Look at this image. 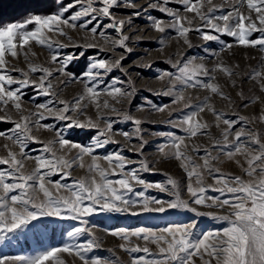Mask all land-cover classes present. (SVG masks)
Returning a JSON list of instances; mask_svg holds the SVG:
<instances>
[{"label":"rangeland","instance_id":"374dc122","mask_svg":"<svg viewBox=\"0 0 264 264\" xmlns=\"http://www.w3.org/2000/svg\"><path fill=\"white\" fill-rule=\"evenodd\" d=\"M57 4L67 5L74 3V0H55ZM195 2V0H193ZM23 5L31 8H41L52 4L51 0H21ZM88 0H81V4H76L65 14L64 18H70L76 12L81 10V6L86 7ZM129 4L134 7L128 6ZM158 5V7H152ZM204 7L201 9L204 13L208 9L216 6V11L210 13L213 17H219L232 11L233 6H237L240 12L248 15V9L245 4L240 3V0H203ZM92 7L100 9L103 7L102 0H93ZM160 7L177 13L179 16L187 17V20L193 21L192 27L200 26L204 23L194 13L186 12L185 6L181 0H119V6H114L110 9L111 17L116 20H124L126 23L122 31L107 27L112 23L111 17H105L99 12L88 16H81L74 23L77 27L69 25H60L63 32L67 35H61L56 31L48 32L47 36L52 41H58L65 45L63 48L54 46L49 49L46 45L42 46L35 41L30 42L24 49L17 48L18 56L13 57L10 53L5 54L6 68L12 75L13 79L21 80L24 77L20 71L28 73V78L31 81L39 82L41 72L32 73L29 71V63L47 67L53 70V76L49 81L53 85L49 95H44L38 88L33 85L23 88V95L20 103L21 110L13 107L12 103L4 107L0 105V116L10 117L0 121V131L6 134L14 128V122L19 121L21 116H28L35 120L36 117L31 116L33 112H43L46 119L41 120L39 125L31 126L32 135L36 140L29 141L25 152L28 159H23L24 167L22 172L30 173L36 166V162L31 157L45 155L50 157V153H44V145L50 141L57 139V133H61L64 138L81 144L85 147L93 143V137L98 134V129H106L107 123H112L111 132H106L110 143H107L102 148H95L92 155L98 157V164L103 169L111 171L116 169V175H110L109 179H120V170L115 164L109 165L102 158L109 154L119 153L127 161L124 173L127 174L132 170H136L140 179L145 183L138 184L135 180L130 183L133 187V192L126 193L127 198L133 200H142V197H137L136 192H144L146 197H154L158 200L167 202L175 199L174 192L179 191L182 199L189 201L190 206L196 207L201 213H213L215 217L229 215L231 209L228 206H207L195 205L191 203L190 193L187 191L188 177L182 167V160L176 159L171 155H165L171 150L172 139L164 135L172 133L174 136L184 138L187 145L183 151L190 156L197 165H202L203 160L211 157L218 159L211 160V164L220 169L222 173H231L232 175L242 176L245 180L250 179L246 176L241 166L247 167L245 156L237 154L233 159L229 160L226 156L229 147L225 146L222 136V130L226 127L222 121L220 126H216V116L212 111L205 107L204 111L198 112L195 119L201 122H207L209 128L204 134H198L191 137L183 130L181 121L189 112L196 111L195 105L204 102L207 97L208 105H211L217 112L223 113V119L236 120L229 133V141H232L236 132L256 133L259 132L262 142H264V121L259 117L264 115V91L260 88L261 81L252 78L253 70L264 71V49L259 45L255 47L240 46L235 43L233 37L227 36L224 33H215L212 29H203L212 32L214 35H219V41H205L200 33L190 31L187 34V39L191 42V47L184 42V37L179 36L175 29L167 27L173 22V18L167 12L159 10ZM44 12L53 11L47 7ZM50 10V11H49ZM135 12H140V15H134ZM5 12L2 11L1 15ZM255 19V14H251ZM95 16V19H93ZM28 16L15 23H24ZM163 21L165 31L160 32L153 26V19ZM131 21L128 23L127 21ZM91 21V23H88ZM214 23L223 25V21L214 19ZM188 27L187 21H184ZM86 24V28L79 25ZM35 25H26L25 30H33ZM97 28L95 35L90 31L91 28ZM103 33V35H101ZM121 36H128L126 41L127 51L124 47L118 46V41ZM264 36V33L253 32L250 39H259ZM70 38V39H69ZM232 44L233 46L225 48L224 44ZM93 44L94 47H80L75 45ZM223 49V50H222ZM83 52L84 56L72 61L64 73L57 72L60 67L59 63L53 62L51 56L58 54V60L65 54ZM24 53H27V58ZM123 57L119 67H112L111 71L104 69H93L96 76L95 81H89L82 75L88 70L89 64L93 60L103 59L109 65H114L115 61ZM180 61H193L195 64H203L207 69L211 70L217 63H222L233 69L231 77L224 74L222 71H215L211 74L215 76L214 83L220 86V90L230 99L221 97L219 94H213L203 87H191L177 85L173 90V95H164L173 83L167 76L160 78L162 73H176V65ZM67 73H75L76 78H70ZM207 81L206 77H199ZM63 81V83H61ZM115 81V86L121 88L126 95L113 98L107 95L105 89L109 88ZM234 82V83H233ZM97 85L99 91L100 108L96 107L89 98L86 97L81 102L82 112L73 111L68 113L72 118L86 120L91 117L97 123L98 129H79L66 128L69 121L59 120L56 114L60 112L63 105L59 101L72 102L73 99L85 92V84L92 86ZM12 88L18 85H12ZM176 92L182 93L184 99L173 102ZM242 93V95H241ZM258 97L259 99H255ZM51 101V103H48ZM108 101L109 107H103V102ZM48 104L51 111L40 109L37 105ZM190 104L193 107L186 108L185 105ZM164 107V111H157L153 107ZM246 105V106H245ZM130 115L135 119L140 120L137 126L134 120H125L124 116ZM240 117H245L246 120H240ZM43 125H52L51 128H45ZM139 129V131H137ZM128 133L124 136L122 133ZM104 137H101L103 139ZM247 144L248 137H242ZM214 141H220L219 146H214ZM146 142V143H145ZM7 145V148L4 146ZM143 145V146H142ZM57 156H65L71 159L77 154V149H60L58 143L51 145ZM164 147L162 153L159 149ZM199 148L200 151H193L194 148ZM258 146L251 145L247 148L249 152H255ZM17 153L18 158L20 147L13 140H8L0 137V157H7L8 150ZM222 149V151H221ZM145 161L149 165V170L145 171L141 168V162ZM239 161V163H237ZM91 162V156L83 157L84 167L73 165L70 171V176L62 177L60 172L49 177L52 181L60 180L61 183H72L73 180L88 178L95 175L97 181L100 177L98 172L90 173L88 164ZM8 165H0V170L6 169ZM202 173L203 185L207 187L205 195L208 197L220 196L221 200L227 198L229 194L221 195L220 192L213 189L219 187L215 183L214 175L210 174L205 168H200ZM171 178L176 182L177 187L173 188L168 184V179ZM195 177L192 182L195 185ZM12 182V181H8ZM47 184V180L45 181ZM147 184H152L153 187L146 188ZM157 184H162L167 188V191H160L155 187ZM51 187V185H49ZM64 192V190H61ZM16 194V193H11ZM37 200L42 198L39 191L36 192ZM155 206V205H151ZM138 207V206H137ZM135 210V209H133ZM83 219L87 220V225H82L81 221L60 220L53 217H44L40 221L33 222L36 227L33 229L24 230L16 233L15 238H10L11 243L0 242V256H18V255H35L52 247H62L64 244H80L89 239H95L99 247L94 248L86 254L88 259L99 257L102 260H107L111 264H130L133 256H145L146 259H159L158 245L152 242H146L143 239L136 237L131 238V245H139L141 248L147 246L151 254L143 252L130 253L120 247L121 244H129L128 241L121 240L117 236L111 235V231L118 228L135 229L139 227L151 228L153 230L162 229L170 225H190L195 224L193 232L196 236L207 231H215L228 227V221L214 218L209 215H196L193 212L185 209H168L163 213L144 212L137 215L129 213H105L95 212ZM73 226L87 227L88 231L78 237H68L67 231H70ZM64 264H82L77 256L69 253H59ZM197 264H201L199 258H195Z\"/></svg>","mask_w":264,"mask_h":264},{"label":"snow or ice","instance_id":"6c2138e0","mask_svg":"<svg viewBox=\"0 0 264 264\" xmlns=\"http://www.w3.org/2000/svg\"><path fill=\"white\" fill-rule=\"evenodd\" d=\"M93 0H88L86 7L81 6V10L76 12L70 18H64L69 9L73 8L76 4H81V0H74V3L57 4L55 0L48 7L53 11L48 13L35 12L29 13L24 23H8L7 25H0V105L6 107L9 102L17 110L22 109L20 103L23 88L33 85L40 90L44 95L50 94V89L53 85L49 78L53 76V70L37 66L29 63V71L32 73L41 72L39 82L31 81L28 78V73L20 71L24 79L15 80L6 68L5 54L10 53L13 57L18 56L17 48L24 49L30 42L35 41L39 45L47 46L49 49L54 46L58 48L65 47L64 44L58 41H52L48 36V32L56 31L61 35H67L63 32L60 25H69L77 27L74 23L78 21L81 16H88L99 12L105 17H111L110 9L114 6H119V0H102L103 7L96 9L92 7ZM185 6L186 12L194 13L204 23L200 26L192 27L193 21L187 20V17H181L177 13L160 7L159 10L167 12L173 18V22L167 27L175 29L179 36L184 37V42L191 47V42L187 39V34L190 31L200 33L205 41H219V35H214L210 31L203 29H212L215 33H224L227 36L233 37L235 43L240 46L255 47L259 45L264 49V36L259 39H250L253 32L264 33V0H240V3L245 4L249 14L245 15L239 11L237 6H233L232 11L219 17H213L210 13L216 11V6L208 9L207 13L201 11L204 7L203 0H181ZM211 3V0H208ZM128 6L134 7L129 4ZM158 7V5H152ZM255 14V19L252 17ZM134 15L139 16L140 12H135ZM112 18V23L107 27L122 31L126 21L116 20ZM95 19V16H93ZM150 19H153L150 17ZM214 19L223 21V25L214 23ZM184 21H187L188 27L185 26ZM130 23L131 21H127ZM88 23H91L89 21ZM26 25H35L33 30H25ZM153 26L160 32L165 31L163 21L153 19ZM79 27L86 28V24L79 25ZM93 35L96 34L97 28L90 29ZM103 35V33H101ZM70 39V38H69ZM128 36H121V38L114 42L120 47H124L127 51L126 41ZM224 44L223 41H220ZM80 47H94L93 44L88 45H75ZM232 44H224L225 48H231ZM223 50V49H222ZM27 58V53H24ZM83 52L65 54L58 60V54H53L51 60L59 63L60 67L56 69L57 72L64 73L67 66L78 56H84ZM123 57L115 61L114 65H109L103 59L93 60L88 70L83 72L82 75L89 81H95L96 76L93 69H104L111 71L112 67H119ZM176 73L171 72L162 73L160 78L163 79L167 76L175 83L165 91L164 95H173V90L177 85L203 87L213 94H219L221 97L230 99L221 90L217 83H214L215 76L212 72L217 70L222 71L227 76L231 77L233 69L222 64L217 63L213 69H207L203 64H195L193 61H180L176 65ZM70 78L75 79V73H67ZM206 77L207 81L199 77ZM252 78L261 81L260 88L264 91V71L253 70ZM63 83V81L61 82ZM234 83V82H233ZM12 85L18 87L12 88ZM107 95L116 98L124 96L126 93L119 87L113 84L105 89ZM100 92L97 91L95 83L92 86L85 84V92L73 99L72 102L59 101L63 105L60 112L56 114L57 119L69 121L65 126L66 128H79V129H98L96 122L88 117L86 120L72 118L68 113L73 111L82 112L80 107L81 102L89 98L96 107L100 108ZM242 95V93H241ZM182 93L176 92L174 103L183 100ZM255 99H259L256 97ZM206 97L204 102L195 105L196 111L189 112L181 121L183 130L191 137L198 134H204L209 128L207 122H201L195 117L198 112L204 111L208 107L216 116V126H220V122L226 126L222 130V136L225 146L229 147L226 156L229 160L233 159L237 154L245 156V163L247 167L241 166L246 176L250 179L245 180L242 176L232 175L231 173H222L219 168L211 164V160L218 159L211 157V160L205 158L202 165H197L192 158L183 151L187 148L183 137L174 136L172 133H166L172 139L171 150L165 155L182 160V167L184 168L187 177V191L190 193V200L195 205H206L211 207L213 205L218 207L228 206L231 209L229 215L215 217L213 213H201L196 207L190 206L189 201L181 198L179 191L173 193L174 200L161 201L154 197H146L144 192H136L137 197H142V200H133L127 198L126 193L133 192V187L130 183L135 180L138 184L143 185L145 182L139 178L136 170L129 173H124V168L127 163L125 158L119 153L109 154L102 159L107 161L111 166L113 164L119 168L120 179L111 180L110 175H116V169L111 171L103 169L98 164V157L92 155L95 148H102L105 144L112 141L106 135V132H111L112 123L108 122L106 129H98V134L93 137V143L87 147L74 143L66 138L61 133H57V139L50 141L44 145V153H50V157L39 155L31 157L35 160V168L28 174L22 172L24 164L23 159H28L25 148L29 141L36 140L32 135V127L39 125L41 120L46 119L43 112H33L30 115L36 117L35 120L30 119L28 116H21L19 121L14 122V128L9 133L0 131V137L8 140H13L15 144L20 147L19 157L17 153L8 150L7 157H0V165H8L6 169L0 170V242L11 243L10 238H15L16 233L23 232L24 230L33 229L36 224L33 222L40 221L44 217H53L60 220L81 221L82 225H87L88 221L83 219L86 216L99 211L105 213H131L137 215L144 212L163 213L168 209H185L193 212L196 215H209L217 219L228 221V227L217 229L215 231H207L196 236L193 232L195 224L190 225H170L162 229L153 230L151 228L139 227L135 229L118 228L111 231V235L119 237L121 240L128 241L129 244H121L120 247L127 252L137 253L143 252L151 254L150 249L145 246L141 248L139 245H131L132 237L143 239L146 242L156 243L158 245L159 259H146L145 256H133L130 264H197L195 258H199L201 264H264V142L260 138L259 132L245 133L236 132L232 141H229V133L233 125L237 123L236 120L223 119V113L217 112L211 105L207 103ZM48 103H51L49 101ZM246 106V105H245ZM40 109L51 111L48 104L37 105ZM103 107H109L108 101L103 102ZM157 111H164V107H156ZM186 108L193 107L190 104L185 105ZM10 119V117L0 116V121ZM125 120H134L130 115L124 116ZM264 121V115L259 117ZM240 120H246L245 117H240ZM138 126L141 122L138 119L134 120ZM45 128H51L52 125H43ZM139 131V129H137ZM128 136V133H122ZM248 137L247 144L242 137ZM101 137H104L101 139ZM58 143L60 149H77V154L71 159L65 156H57L53 151L51 145ZM146 143V142H145ZM214 146H219L220 141H214ZM251 145L258 146L255 152H249L247 148ZM143 146V145H142ZM7 148V145L4 146ZM164 153V147L159 149ZM193 151H200L194 148ZM222 151V149H221ZM85 155L91 156V162L88 164V171L90 173L98 172L100 177L97 181L95 175L88 178L73 180L72 183H61L60 180L52 181L49 179L52 175L60 172L62 177L70 176V169L73 165L84 167L83 157ZM239 163V161H237ZM205 168L210 174L215 173L214 180L219 187L214 188V191L220 192L221 195L225 193L229 196L221 200L220 196L208 197L205 195L207 187L203 185L202 173L200 168ZM142 170H149L147 162H141ZM195 177V185L192 178ZM47 180V184L46 181ZM12 181V182H8ZM168 184L176 188V182L171 178L168 179ZM51 185V187H49ZM153 187L152 184H147L146 188ZM160 191H167V188L162 184L155 185ZM61 190H64L62 192ZM42 194V198L37 200L36 192ZM11 193H16L12 194ZM155 205V206H151ZM138 206V207H137ZM135 209V210H133ZM87 227L73 226L70 231H67L68 237H78L87 232ZM99 247L95 239H89L80 244H64L62 247H52L35 255L25 256H0V264H64L60 258L59 253L74 254L79 258L82 264H111L107 260H102L99 257L88 259L86 254L94 248ZM156 255V254H151ZM118 264V262H117Z\"/></svg>","mask_w":264,"mask_h":264},{"label":"trees","instance_id":"16d2710c","mask_svg":"<svg viewBox=\"0 0 264 264\" xmlns=\"http://www.w3.org/2000/svg\"><path fill=\"white\" fill-rule=\"evenodd\" d=\"M51 1L53 3V0ZM20 3L21 0H0V13L2 11L5 12L4 15L0 16V25H7L10 22L15 23L28 16L29 13L44 12L46 9H48V6H43L41 8H31ZM49 9L52 10L51 7H49Z\"/></svg>","mask_w":264,"mask_h":264}]
</instances>
